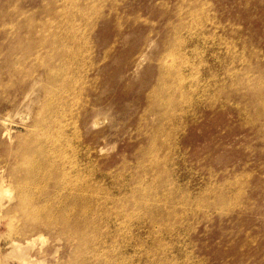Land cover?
<instances>
[{
  "label": "rangeland",
  "instance_id": "374dc122",
  "mask_svg": "<svg viewBox=\"0 0 264 264\" xmlns=\"http://www.w3.org/2000/svg\"><path fill=\"white\" fill-rule=\"evenodd\" d=\"M59 1L0 0V175L16 165L17 198V156L51 136L76 165L49 202L92 200L90 241L81 218L7 213V198L0 264H20L12 240L40 235L35 264H264V0Z\"/></svg>",
  "mask_w": 264,
  "mask_h": 264
},
{
  "label": "bare ground",
  "instance_id": "6f19581e",
  "mask_svg": "<svg viewBox=\"0 0 264 264\" xmlns=\"http://www.w3.org/2000/svg\"><path fill=\"white\" fill-rule=\"evenodd\" d=\"M59 1V0H58ZM125 1V0H124ZM128 1V0H127ZM184 1V0H183ZM187 1V0H186ZM191 1V0H190ZM194 1V0H193ZM191 1V2H193ZM61 1H59L58 3H60ZM120 2V1H119ZM178 2V1H177ZM176 2V3H177ZM185 2V1H184ZM189 2V1H188ZM201 2V1H200ZM204 2V1H203ZM209 2V1H208ZM52 3V2H51ZM181 3V2H180ZM187 3V2H186ZM190 3V2H189ZM195 3V2H194ZM192 3V4H194ZM48 3H46V6H47ZM54 4V3H53ZM51 4V5H53ZM56 4V3H55ZM114 4V3H113ZM179 4V3H178ZM116 5V4H115ZM191 4H189V7H190ZM204 5V4H203ZM123 6V5H122ZM183 6V5H182ZM192 6V5H191ZM194 6V5H193ZM57 7V6H56ZM59 7V6H58ZM106 7V6H105ZM118 7V6H116ZM179 7V6H178ZM186 7V5H185ZM197 7V6H196ZM60 8H62V6H60ZM107 8V7H106ZM123 8V7H122ZM180 8V7H179ZM184 8V7H183ZM192 8V7H191ZM59 9V8H58ZM193 9V8H192ZM179 11V10H177ZM192 11V10H191ZM33 12V11H32ZM104 12V10H103ZM184 12H187L186 10ZM183 12V13H184ZM210 12V11H209ZM57 13V12H56ZM109 13V12H108ZM110 14V13H109ZM188 14V12H187ZM32 15V14H31ZM56 15V14H55ZM59 16V14H57ZM111 15V14H110ZM184 15V14H183ZM189 15V14H188ZM199 15V14H198ZM99 16V15H98ZM140 16V15H139ZM108 17V16H107ZM132 17V16H131ZM57 18V17H55ZM140 18V17H139ZM138 18V19H139ZM143 18V17H141ZM183 18V17H182ZM182 18H180V20H182ZM212 18V17H211ZM98 19V18H97ZM96 19V20H97ZM130 19V18H129ZM128 19V21H129ZM184 19V18H183ZM218 19V18H217ZM54 20V18H53ZM59 20V19H58ZM95 20V21H96ZM127 20V19H126ZM137 20V19H136ZM143 20V19H142ZM145 20V18H144ZM221 20V19H220ZM22 21V20H21ZM79 21V20H78ZM86 21V20H85ZM88 21V20H87ZM100 21V20H99ZM56 22V21H55ZM190 22V21H189ZM19 23V22H18ZM17 23V24H18ZM23 23V22H22ZM71 23V22H70ZM86 23V22H85ZM90 23V22H88ZM98 23V22H97ZM136 23V22H135ZM145 23V22H144ZM169 23V22H168ZM230 23V22H229ZM95 24V23H94ZM99 24V23H98ZM102 24V23H101ZM152 24V23H151ZM178 24V22H177ZM191 24V22L189 23ZM225 24V23H224ZM232 24V23H231ZM8 25V24H7ZM153 25V24H152ZM176 25V24H175ZM179 25V24H178ZM185 25V24H183ZM218 25V24H217ZM14 26V25H13ZM17 26V25H16ZM15 26V27H16ZM26 26V25H25ZM171 26V25H169ZM233 26V25H232ZM243 26V25H242ZM7 27V26H6ZM5 27V28H6ZM17 27H20V26H17ZM60 29H61V26L59 25ZM178 27V26H177ZM222 27V26H221ZM229 27V26H228ZM3 28V27H2ZM14 28V27H13ZM12 28V29H13ZM22 28V27H21ZM70 28H74V26H70ZM175 28V27H174ZM173 28V29H174ZM188 28V27H187ZM231 28V27H230ZM48 29V28H47ZM51 29V32H49V35L52 36V37H58V40L62 39V40H65V39H71L73 40L72 42L74 43V45H72V48L71 50H73L72 52L70 50H68L69 52V55L70 54H74L75 52H77L76 50H78V52L81 50V46H80V43H79V38H76L77 37V34H75V32H72L70 33L69 30L64 31V33L62 32H59L57 33L56 29L53 28L52 26L49 28V30ZM122 29V28H121ZM178 29V28H177ZM18 30V28H17ZM21 30V29H20ZM28 30V29H27ZM120 30V28H119ZM94 31V30H93ZM174 31V30H173ZM226 32V30H224ZM223 31V32H224ZM33 32V31H32ZM121 32V31H120ZM231 32V31H230ZM238 33V31H236ZM241 32V31H240ZM12 34V32H11ZM23 34V33H22ZM65 34V36H64ZM97 34V33H96ZM170 34V33H169ZM174 34V33H173ZM8 35V34H6ZM16 35V34H15ZM73 35L75 36V38L73 37ZM89 35V34H88ZM13 36V35H12ZM24 36V35H23ZM22 36V37H23ZM33 36V35H32ZM92 36V35H91ZM19 37V36H18ZM40 37V36H39ZM93 37V36H92ZM180 37V36H179ZM242 37V36H241ZM248 37V36H247ZM24 38V37H23ZM8 39V38H7ZM6 39V40H7ZM17 39V38H16ZM14 39V40H16ZM40 39V38H39ZM75 39V40H74ZM181 39V38H180ZM247 39V38H246ZM21 41V39H19ZM35 40V39H34ZM243 40H245L243 38ZM38 41V40H37ZM120 41V40H119ZM6 42V41H4ZM25 42V40H24ZM23 42V43H24ZM238 42V41H237ZM22 43V42H21ZM27 43V42H26ZM31 44V43H30ZM117 44V43H115ZM238 44V43H237ZM245 44V43H243ZM247 44V43H246ZM49 45V44H48ZM239 45V44H238ZM25 46V45H24ZM27 46V45H26ZM97 46V45H95ZM15 47V46H14ZM18 47V46H17ZM49 47V46H48ZM47 47V48H48ZM98 47V46H97ZM178 47V46H177ZM239 47V46H238ZM21 48V47H20ZM86 48V46H85ZM96 48V47H95ZM247 48V47H246ZM39 49V48H37ZM46 49V48H45ZM20 50V49H19ZM33 50V49H32ZM16 51V50H15ZM29 51V49H28ZM250 51V50H249ZM27 52V51H26ZM251 52V51H250ZM23 53V51H22ZM33 53V52H32ZM176 53V52H175ZM247 53V52H246ZM257 53H260V52H257ZM19 54V53H18ZM28 54V53H27ZM47 54V53H46ZM173 54V53H172ZM252 54V53H251ZM17 54H15L14 56H16ZM171 55V54H170ZM22 56V55H20ZM34 56V54H33ZM18 57V55H17ZM16 57V58H17ZM24 57V56H23ZM23 57H20V58H23ZM71 57V55H70ZM142 58V57H141ZM170 58V57H169ZM252 58V57H251ZM250 58V59H251ZM254 58V56H253ZM36 59V58H34ZM33 59V60H34ZM176 59V58H175ZM21 60V59H20ZM31 61V59H30ZM258 61V60H257ZM17 62V61H16ZM33 62V61H32ZM56 62V61H55ZM238 62V61H237ZM14 63V62H13ZM23 63V62H22ZM36 63V62H35ZM256 63V62H255ZM254 63V64H255ZM28 64V63H27ZM39 64V63H38ZM259 64V62H258ZM55 65V63H54ZM40 66V65H39ZM43 66V65H42ZM41 66V67H42ZM32 67V66H31ZM45 67V66H44ZM13 68V67H12ZM28 68V67H27ZM13 69H16V68H13ZM46 69V68H45ZM30 70V69H29ZM3 71V69H2ZM17 72V70H15ZM48 71V70H47ZM11 73V72H10ZM12 74V73H11ZM35 74V73H33ZM32 74V75H33ZM47 74V73H46ZM79 74V73H78ZM18 75V74H16ZM31 75V76H32ZM2 76V75H1ZM15 76V75H14ZM28 76V75H27ZM10 77V75H9ZM24 77V76H23ZM26 77V75H25ZM44 77V76H43ZM30 78V77H29ZM34 78V76H33ZM47 78V77H46ZM11 79V78H10ZM31 80V79H30ZM40 80V79H39ZM7 81V80H6ZM18 81V80H17ZM24 81V80H22ZM253 81V80H252ZM164 82H166L165 79L162 80V83L161 85L164 86ZM245 81L241 82V83H244ZM4 83V81H3ZM251 83V82H250ZM15 85V83H13ZM232 85V84H231ZM235 85V84H234ZM10 86V85H8ZM30 86V84L28 85ZM44 86V85H43ZM236 86V85H235ZM247 86V85H245ZM249 86V85H248ZM247 86V87H248ZM254 86V85H253ZM4 87V86H3ZM12 87V86H10ZM226 87V86H225ZM229 87V86H227ZM7 88V87H6ZM43 88V87H42ZM231 89V88H230ZM248 90V89H247ZM253 90V89H252ZM4 91V90H3ZM2 91V92H3ZM149 91V90H148ZM161 91V90H160ZM227 91V90H226ZM225 91V92H226ZM13 92V91H12ZM27 92V91H26ZM42 92V91H41ZM44 92V91H43ZM255 92V91H254ZM223 93V92H222ZM3 94V93H2ZM26 94V93H25ZM219 94V93H218ZM5 95V94H3ZM2 95V96H3ZM150 95V94H149ZM163 96V93L162 91L159 93V97L161 98V101L164 103V105L166 106L167 109H172L173 108V104H172V101H173V98H170V99H165ZM219 96V95H218ZM222 96V95H221ZM142 97V96H141ZM148 97V96H147ZM222 98V97H221ZM259 98V97H258ZM149 99V98H148ZM264 99V98H263ZM147 100V99H146ZM149 101V100H148ZM261 101V100H260ZM150 102V101H149ZM221 102V101H220ZM263 102V101H262ZM12 103V102H11ZM43 103V102H42ZM264 103V102H263ZM150 104H154L153 102L150 103ZM223 105V104H222ZM253 105V104H252ZM49 106V105H48ZM211 106V105H210ZM209 106V107H210ZM215 106V105H214ZM252 107V106H251ZM262 107V106H261ZM220 108V107H219ZM260 108V107H259ZM221 109V108H220ZM263 109V108H262ZM29 110V109H28ZM150 110V109H149ZM165 110V108H164ZM217 110V109H216ZM238 110V109H237ZM239 111V110H238ZM216 112V111H215ZM240 112V111H239ZM260 112V111H259ZM263 112V111H262ZM150 113V112H149ZM217 113V112H216ZM253 113V112H252ZM152 115V114H151ZM254 115V114H253ZM262 115H264L262 113ZM21 116H19L20 118ZM241 117V116H240ZM11 117L8 116L6 118H3L1 121H3L2 123L5 125L4 127H6V131H5V134L6 135H9L11 138V133H12V129L9 126V124H11ZM242 118V117H241ZM22 119V117H21ZM256 120V119H255ZM264 120V119H263ZM10 121V123H9ZM24 121V120H23ZM14 122V121H13ZM242 122V121H241ZM1 123V122H0ZM244 123V121L242 122ZM36 125L39 127V130H42L45 132V128L42 127L41 123L40 122H36ZM196 125V124H195ZM250 126V125H248ZM247 126V127H248ZM252 126V125H251ZM31 127V126H30ZM263 127V126H262ZM32 128V127H31ZM243 128V126H242ZM255 128V127H253ZM170 130V129H169ZM172 130V129H171ZM60 131L56 130V133H59ZM29 133V132H28ZM4 134V135H5ZM35 141V142H33ZM33 141H31L32 145L31 146H35L36 144V147L33 148L32 150H28L27 152H24V153H20L19 156H17V162L21 161L22 164L20 163L19 167H23L22 169V172H23V179L25 181L23 182H26L27 185H25L24 187H20V184H18L17 186V198H15L14 196V188H12V185H11V181H13L15 178L17 181H18V176L17 174H15V167H12V169L9 171L7 170L6 168H3L5 171L8 172V176L7 177H1L0 175V211H2V209L6 208L8 203L14 201L15 199L17 200L16 204L7 210V213H14V214H18V215H24L26 216L29 212L31 213H34L35 215H41V213H44V214H47L50 218H53L55 217L58 213L60 214H65L66 217L68 218V220H71V218L75 217L76 219L77 218H81L82 222L85 223L82 226V228H80L79 230V233L81 234L84 233V230L88 227V224L89 223V220L91 219L90 215L92 213V210L93 208L91 207L92 206V200L90 199H85L83 196L80 197V196H74L73 199H71L70 201H64V200H61V199H58L59 201H61L60 204L58 205H55V204H52L49 202V199L51 198H55L57 199L58 196H52L48 193V189H47V186L50 184L51 180L53 179L54 182H56V180L58 179H62V176L65 174V173H62L61 170H63V172H67V170L71 167H73L74 165H76V162L71 160L69 157H66L62 154V152H59L57 151L59 149V145L56 141L52 140V137L49 136V135H45L43 137V134H37L35 136V138H33ZM28 148L30 146H27ZM52 150H55V151H52ZM8 157V156H7ZM6 158V157H5ZM17 164V163H16ZM263 165V164H262ZM2 166V165H1ZM264 167V166H263ZM261 168V167H260ZM56 171L58 172L57 175L54 174L53 172ZM3 173V171L1 172ZM4 175V174H3ZM62 175V176H61ZM250 179V178H249ZM21 181V180H20ZM52 181V182H53ZM257 181V180H256ZM242 182V181H241ZM57 183V182H56ZM246 183V181H245ZM244 183V184H245ZM248 183V182H247ZM54 184V183H53ZM250 184V182H249ZM92 185V184H91ZM246 185V184H245ZM244 185V186H245ZM55 186V185H54ZM87 186V185H86ZM233 187V186H232ZM237 187V186H236ZM54 188V187H53ZM90 188V186H89ZM94 189V186L92 187ZM235 188V187H234ZM69 189V188H68ZM88 189V188H87ZM243 189V188H242ZM91 190V189H90ZM54 191V190H53ZM69 191V190H68ZM246 191H247V188H246ZM244 191V192H246ZM78 192V191H77ZM241 192V191H240ZM88 194V193H87ZM215 194V193H214ZM239 195V194H238ZM245 195V193H244ZM264 195V194H263ZM44 196H48L49 198L47 200H45V202L41 205H39L35 210L33 211H30L28 209V205H31L32 203H34L35 207H36V204L37 203H40L42 202L43 200L42 197ZM214 196V195H213ZM241 196V195H240ZM242 197V196H241ZM9 199L8 200V203L6 204L5 206V203H3V201L5 199ZM61 198V197H60ZM212 198V196H211ZM230 198V197H229ZM63 199V198H62ZM212 200V199H211ZM214 200V199H213ZM212 200V201H213ZM240 200V199H239ZM10 201V202H9ZM40 201V202H39ZM237 201V200H236ZM216 202V201H215ZM214 202V203H215ZM238 202V201H237ZM243 205V204H242ZM241 205V206H242ZM216 206V205H215ZM240 206V204L238 205ZM210 208V207H209ZM234 208V207H233ZM232 208V209H233ZM236 208V207H235ZM244 208V206H243ZM51 209H55V211H57V213H51L50 210ZM101 209V208H100ZM229 209V208H228ZM227 209V210H228ZM102 210V209H101ZM218 210V209H215V211ZM214 211V212H215ZM230 211V210H229ZM261 211V210H260ZM103 212V210H102ZM2 214V213H1ZM0 214V215H1ZM5 214V213H4ZM221 214V213H220ZM229 214V213H228ZM227 216V215H226ZM9 217V216H8ZM46 217V216H45ZM258 217V216H257ZM1 218V217H0ZM23 218V216H22ZM43 220V219H42ZM11 221V220H10ZM79 221V220H78ZM81 222V221H79ZM39 223V222H38ZM61 223V222H60ZM74 223H77V220L76 222ZM10 224V222H9ZM46 224V223H45ZM52 224V223H50ZM49 225V224H48ZM70 225V224H69ZM78 225V224H77ZM68 226V225H67ZM10 227H11V224H10ZM13 227V226H12ZM94 227V226H93ZM78 229V228H76ZM84 229V230H82ZM93 229V228H91ZM22 230V229H21ZM70 231V230H69ZM92 231V230H91ZM248 231V230H247ZM77 233V232H76ZM86 233V232H85ZM84 233V237H83V242L84 244L87 245V241H90L88 239V235ZM102 234V233H101ZM247 235H248V232H247ZM105 236V235H104ZM103 237V236H102ZM237 237V236H236ZM250 238V237H249ZM82 239V237H81ZM252 239V238H251ZM37 240H43V236L40 235L38 237H30L28 239H25L24 242L20 243V242H16L15 240H12L9 244L11 245L12 247V250L10 251V256H12L13 258H16L18 260V262L20 264H35L36 261L33 259V257L29 256L27 253V251L33 247L36 243ZM60 241V240H59ZM92 241V240H91ZM98 242V241H97ZM254 242V241H253ZM91 243V242H89ZM112 243V242H111ZM256 243V242H255ZM90 245V244H89ZM93 252V251H92ZM133 252V251H132ZM93 259V257H92ZM96 262V261H95ZM94 263V261L92 262Z\"/></svg>",
  "mask_w": 264,
  "mask_h": 264
}]
</instances>
